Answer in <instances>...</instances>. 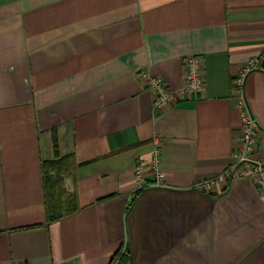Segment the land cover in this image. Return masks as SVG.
I'll use <instances>...</instances> for the list:
<instances>
[{"label":"crops","instance_id":"obj_1","mask_svg":"<svg viewBox=\"0 0 264 264\" xmlns=\"http://www.w3.org/2000/svg\"><path fill=\"white\" fill-rule=\"evenodd\" d=\"M204 89L153 106L140 70ZM264 0H0V264H264V190L220 175ZM244 91L264 164V70ZM158 141L163 186L136 187ZM216 178L207 189L200 183Z\"/></svg>","mask_w":264,"mask_h":264},{"label":"built area","instance_id":"obj_2","mask_svg":"<svg viewBox=\"0 0 264 264\" xmlns=\"http://www.w3.org/2000/svg\"><path fill=\"white\" fill-rule=\"evenodd\" d=\"M201 68L202 63L197 56L187 55L182 57L181 71L183 82L177 87H170L160 76L152 75L144 69L137 73V77L144 80L147 89L152 92L154 108L163 110L186 97L199 94L204 89V78ZM257 68L264 70V59L261 56L249 57L239 67L233 77L232 98L240 118L239 147L233 153V164L220 177L247 176L260 189L264 190V164L250 159V154L257 143L260 127L257 118L249 108L244 91L246 76ZM154 140L155 145L150 152L148 163L146 165L137 164L133 169L137 188L165 185L164 174L159 168L160 149L157 139L154 138ZM215 179H206L199 186L207 189Z\"/></svg>","mask_w":264,"mask_h":264}]
</instances>
